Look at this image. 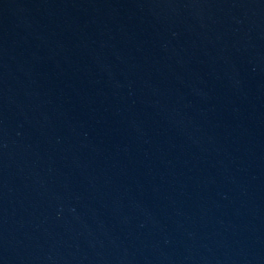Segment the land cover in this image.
I'll return each instance as SVG.
<instances>
[{
	"label": "water",
	"instance_id": "95a60500",
	"mask_svg": "<svg viewBox=\"0 0 264 264\" xmlns=\"http://www.w3.org/2000/svg\"><path fill=\"white\" fill-rule=\"evenodd\" d=\"M0 264H264V0H0Z\"/></svg>",
	"mask_w": 264,
	"mask_h": 264
}]
</instances>
